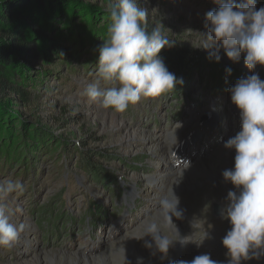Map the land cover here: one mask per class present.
Masks as SVG:
<instances>
[{
	"label": "rangeland",
	"instance_id": "rangeland-1",
	"mask_svg": "<svg viewBox=\"0 0 264 264\" xmlns=\"http://www.w3.org/2000/svg\"><path fill=\"white\" fill-rule=\"evenodd\" d=\"M68 1L70 7L80 12L72 15L69 11L61 12L50 20L66 36L63 45L78 56L75 63L55 61L49 66L33 65L35 73L31 74L29 86H33L32 92L37 98L29 110L19 105L12 107L0 99L5 112L0 113V181L11 179L27 186L31 183L29 178H33L39 188L35 189L39 191L36 196L23 192L18 197L14 193L3 202L14 212L12 221L24 225V229L12 247L0 246V264H51L46 260L50 255L58 260L71 255L94 258L98 262L106 255L117 257L111 251L113 245H124L146 218L156 217L160 199L180 181L174 173L189 166L205 169L206 165H216V157L225 142L240 131V110L232 103L229 90L224 96H211L204 89L212 73L206 68L196 75V84L191 90L178 101L175 98L165 101L161 112L150 109L151 100L156 98L144 99L122 114L89 101L85 89L98 79L99 48L107 39L110 19L106 9L110 0ZM137 2L148 12L145 23L149 31L159 24L164 34L181 49L209 54L202 44L208 32L206 13L219 7L214 0ZM260 7L264 3L257 0V9ZM218 54L219 63L231 69V78L242 71L238 79L253 74L245 66L243 54L238 62L229 59L223 47H219ZM256 72L264 80V66L258 65ZM201 78L205 82H200ZM238 79H231L226 90ZM110 86L101 83V87ZM174 111L182 112V116L175 119ZM156 115L161 118L160 127L154 125ZM83 144L88 154L117 178L110 189L92 183L78 169L77 148ZM98 152L109 155L110 161L99 160ZM181 161L189 162V166ZM224 168L232 169L234 165L227 164ZM186 174L187 182H192V173L185 172L182 177ZM229 191L237 189L224 178L215 193L199 188L175 191L183 215L173 217L180 225L183 238L166 231L170 239L180 240L170 248L164 264L202 254H209L220 264H228L222 239L231 224L220 212L229 203ZM35 205L37 208L31 212L30 208ZM98 206L105 213L104 220L97 219L94 225L96 216L92 217L91 211ZM42 208L48 209V216L41 215ZM62 213H65L63 219ZM50 215L52 220L48 218ZM69 215L75 222L62 225ZM53 228L59 230L51 237ZM132 244L141 253L152 257L162 255L154 248L147 249L144 241L136 240ZM242 264H264V256Z\"/></svg>",
	"mask_w": 264,
	"mask_h": 264
},
{
	"label": "clouds",
	"instance_id": "clouds-1",
	"mask_svg": "<svg viewBox=\"0 0 264 264\" xmlns=\"http://www.w3.org/2000/svg\"><path fill=\"white\" fill-rule=\"evenodd\" d=\"M214 2L219 7L206 13L208 32L202 48L209 50V58L214 56L216 62L221 59L219 47L234 62L243 54L245 66L253 73L229 88L231 101L240 110V131L225 142L224 146L235 149L236 154L234 168L222 173L237 189L229 191V203L220 212L231 224L222 244L227 249L228 264H242L264 256V80L256 72L258 65L264 66V7L257 9V0ZM106 10L110 24L107 39L99 48L98 79L85 89L89 101L122 114L130 106L160 97L184 83L182 77L169 71L160 55L175 42L164 34L159 24L148 30L145 23L148 12L138 6L137 0H110ZM227 71L231 73V69ZM102 82L111 86L101 87ZM181 164L189 165V162L181 161ZM24 189L21 182L0 181V246L12 247L24 229V225L12 221L13 210L3 203ZM179 205L180 198L172 187L160 199L161 216L147 219L130 238L144 241L147 249L154 248L162 254V259L167 258L179 239H170L165 229L178 233L172 217H182ZM137 264H143L142 257L137 258ZM173 264L220 262L202 254L191 261L180 259Z\"/></svg>",
	"mask_w": 264,
	"mask_h": 264
},
{
	"label": "trees",
	"instance_id": "trees-1",
	"mask_svg": "<svg viewBox=\"0 0 264 264\" xmlns=\"http://www.w3.org/2000/svg\"><path fill=\"white\" fill-rule=\"evenodd\" d=\"M260 3H264V1L260 0ZM70 5L68 0H0V99L9 102L10 106L19 105L25 110L34 107L35 101L33 100L37 97L32 92L33 88L31 87L33 86H29V82L32 81L31 74L35 73L33 72L34 64L49 66L55 61H61L70 65L77 60L78 56H75L68 46L63 45L66 36L50 20L61 12L64 14L69 11L71 15L75 11L80 12ZM160 55L169 71L178 78L182 77L184 83L178 85L176 90L157 97L154 101L151 100L150 109H157V112L163 110L165 101L168 99L175 98V101H178L186 91L191 90L192 85L196 84V75H200L205 68L212 72L209 83L207 82L204 88L211 96L224 94L227 83L232 79L227 68L216 62L213 57L209 58V54L181 49L177 44H174L171 48L163 49ZM242 72L236 73V75H241ZM201 81L205 82L203 78L200 79ZM9 96L13 98L9 100ZM2 112L5 113L0 106V113L2 114ZM159 117L156 115L155 121L161 126L162 121ZM176 117L177 115H175ZM77 149L80 153L78 169L92 183H99L107 189L116 184L117 178L104 170L96 161L97 159L88 154L85 144L80 145ZM96 156L99 160L110 161V156L106 153L98 152ZM29 179L31 183L25 186L23 192L25 195L33 193L32 196H36L39 193V191L37 192L39 189L37 181L33 182V178ZM36 188L37 190H35ZM111 193H115V191ZM35 208H37L36 205L32 209L30 208V211L34 212ZM94 212L91 211V215H95L98 220H104L105 213L100 209V206ZM40 213L46 215L48 209L42 208ZM64 215L65 213H62V219ZM48 218L52 220L53 216L50 215ZM69 222L68 220L66 223L62 222V225L66 226Z\"/></svg>",
	"mask_w": 264,
	"mask_h": 264
},
{
	"label": "bare ground",
	"instance_id": "bare-ground-1",
	"mask_svg": "<svg viewBox=\"0 0 264 264\" xmlns=\"http://www.w3.org/2000/svg\"><path fill=\"white\" fill-rule=\"evenodd\" d=\"M224 145L222 147V151L216 157L218 160L216 165H212V166L206 165L204 167L205 169H201L200 167L193 168L192 166L188 165L189 167L187 169H182L179 171V173H174L175 176H178L180 178V181L177 184L175 183V185H172L171 188L173 187L176 192L185 190L186 188H189L190 190L194 188H199V190L207 189L211 191L212 193H215L217 186H219L221 180L224 178L222 175L223 171L226 170L224 168V165L228 164L230 166H233L235 164V154H236L235 149L226 148ZM185 170H188V171H185ZM185 172L192 173L193 178H194L192 182H187L188 174L185 175V178L182 177L185 174ZM201 173H203V177L200 176ZM206 179H212V181H215V182L205 183ZM183 187H186V188H183ZM159 216H161L160 209L156 213V217H159ZM172 221L174 225L176 226V229L179 234L176 233L174 230L171 231L172 232L171 234H173L176 238H181V237L183 238L180 225L178 224V222L176 221L174 217H172ZM140 229L141 228H139V230ZM166 231L167 229H165V232ZM137 233H138V230L136 229L133 233L129 235L124 245H119L118 247H116L115 244L113 245L114 247L112 248L111 251L112 253L114 252L116 256L119 258L117 257L113 258L111 255L109 256L106 255L105 257H101L98 262L94 258H84L81 256H71V255L65 256L63 260H58L57 258L53 257V255L52 256L50 255L48 256V259L46 260L50 261L51 264H127V262L128 264H137V258L142 257L143 264H164V259L162 260V255H160L159 257L157 255L152 257L151 255L147 254L144 251H143L144 253H141L139 251L140 249H138L136 245L133 246L132 243L133 242L136 243V239L130 238V237L136 235ZM123 249H125V253ZM194 258L195 256L187 257L186 260L191 261Z\"/></svg>",
	"mask_w": 264,
	"mask_h": 264
}]
</instances>
